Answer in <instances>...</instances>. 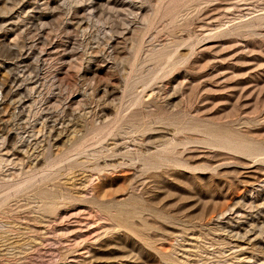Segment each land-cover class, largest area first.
Here are the masks:
<instances>
[{
  "label": "rangeland",
  "instance_id": "rangeland-1",
  "mask_svg": "<svg viewBox=\"0 0 264 264\" xmlns=\"http://www.w3.org/2000/svg\"><path fill=\"white\" fill-rule=\"evenodd\" d=\"M0 264H264V0H0Z\"/></svg>",
  "mask_w": 264,
  "mask_h": 264
}]
</instances>
